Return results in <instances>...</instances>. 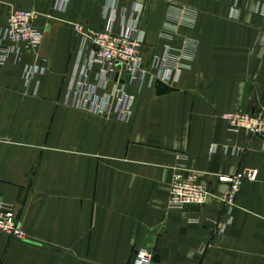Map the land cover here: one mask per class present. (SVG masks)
I'll use <instances>...</instances> for the list:
<instances>
[{
    "label": "crops",
    "instance_id": "1",
    "mask_svg": "<svg viewBox=\"0 0 264 264\" xmlns=\"http://www.w3.org/2000/svg\"><path fill=\"white\" fill-rule=\"evenodd\" d=\"M106 2L71 0L60 13L57 0H0V32L13 7L39 14L43 42L24 63H47L29 86L22 66L0 65V201L15 205L25 232L0 234V264H133L159 237V264H264V182L246 183L229 214L216 177L264 168L262 140L224 118L264 105V0H123L145 6L142 57L154 80L136 86L118 69L94 100L124 88L128 123L77 106L93 48L75 27H103ZM193 43L178 81L151 69L168 49L185 64L178 57ZM100 74L97 63L92 87ZM192 173L208 202L171 209L173 178Z\"/></svg>",
    "mask_w": 264,
    "mask_h": 264
},
{
    "label": "built area",
    "instance_id": "2",
    "mask_svg": "<svg viewBox=\"0 0 264 264\" xmlns=\"http://www.w3.org/2000/svg\"><path fill=\"white\" fill-rule=\"evenodd\" d=\"M70 2L71 0H57V12H66ZM181 11L184 12V10ZM144 14V5L138 4L134 8L128 9L123 6V0H107L103 9V27L93 30L76 25L75 28L83 41L93 48L92 56L80 68L76 80L78 108L90 110L99 115H106L114 109L120 121L130 122L134 100L127 95L124 88L119 89L114 86V91L99 101L94 100L95 90L96 87L105 88L113 83L118 69L129 74L132 83L136 86L142 87L146 81L150 83L154 80L145 69L142 57L146 41L142 30ZM38 17L37 12L13 7L6 25L0 32V65L12 61L16 66H22V78L26 86H29L36 77L47 72L46 61L41 64L24 63L26 56L31 51L37 50L43 42V33L35 27ZM130 18L134 22L132 26L128 25ZM193 48L194 43L189 44L187 49L182 52L183 55L178 57L184 60L185 64H178L179 60H174L170 53L171 49H168L163 57L153 60L150 65L151 69L157 70L163 81H178L194 59ZM97 63L101 65V74L97 81L98 85L92 87L89 84V73ZM39 85L37 82L36 88ZM112 99L117 102L114 108L111 104ZM224 118L230 123L233 131H244L252 137L261 139L264 145V105L245 112L230 113ZM215 150L211 152L214 153ZM230 152V148H224V153L229 154ZM216 177L220 183L227 185V191L223 195L222 201L227 212L231 214L246 183L264 182V168L262 170L243 168L234 174ZM200 181L201 178L197 173H192L187 177L177 174L173 178L168 201L169 207L181 209L190 205L206 204L211 192ZM0 234L14 240H24L25 238L15 205L3 201H0ZM133 264H153V252L137 247L134 250Z\"/></svg>",
    "mask_w": 264,
    "mask_h": 264
},
{
    "label": "water",
    "instance_id": "3",
    "mask_svg": "<svg viewBox=\"0 0 264 264\" xmlns=\"http://www.w3.org/2000/svg\"><path fill=\"white\" fill-rule=\"evenodd\" d=\"M160 251H161V238L159 237L156 243V247L153 251V264L160 263Z\"/></svg>",
    "mask_w": 264,
    "mask_h": 264
},
{
    "label": "rangeland",
    "instance_id": "4",
    "mask_svg": "<svg viewBox=\"0 0 264 264\" xmlns=\"http://www.w3.org/2000/svg\"><path fill=\"white\" fill-rule=\"evenodd\" d=\"M94 30V29H93Z\"/></svg>",
    "mask_w": 264,
    "mask_h": 264
}]
</instances>
